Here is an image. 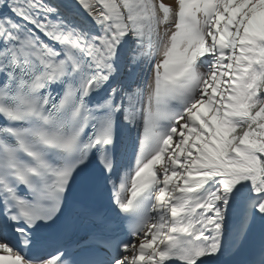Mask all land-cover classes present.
<instances>
[{
    "label": "snow or ice",
    "instance_id": "snow-or-ice-1",
    "mask_svg": "<svg viewBox=\"0 0 264 264\" xmlns=\"http://www.w3.org/2000/svg\"><path fill=\"white\" fill-rule=\"evenodd\" d=\"M0 264H264V0H0Z\"/></svg>",
    "mask_w": 264,
    "mask_h": 264
}]
</instances>
